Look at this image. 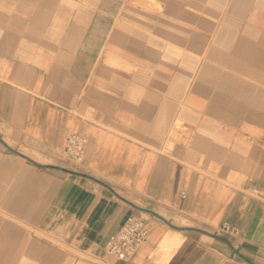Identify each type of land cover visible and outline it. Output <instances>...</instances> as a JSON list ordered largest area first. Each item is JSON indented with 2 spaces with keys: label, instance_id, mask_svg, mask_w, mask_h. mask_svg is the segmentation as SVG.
Instances as JSON below:
<instances>
[{
  "label": "crops",
  "instance_id": "crops-1",
  "mask_svg": "<svg viewBox=\"0 0 264 264\" xmlns=\"http://www.w3.org/2000/svg\"><path fill=\"white\" fill-rule=\"evenodd\" d=\"M156 1L0 0V264H264V0Z\"/></svg>",
  "mask_w": 264,
  "mask_h": 264
},
{
  "label": "built area",
  "instance_id": "built-area-1",
  "mask_svg": "<svg viewBox=\"0 0 264 264\" xmlns=\"http://www.w3.org/2000/svg\"><path fill=\"white\" fill-rule=\"evenodd\" d=\"M86 139L78 130H73L68 138L65 153L69 160L77 165L83 163L86 149ZM226 236H237L239 231L236 227L223 224L219 228ZM219 232V233H220ZM150 235L149 225L141 219L129 216L120 230L109 238L106 252L114 261H128L132 259ZM240 264H248L242 261Z\"/></svg>",
  "mask_w": 264,
  "mask_h": 264
},
{
  "label": "bare ground",
  "instance_id": "bare-ground-1",
  "mask_svg": "<svg viewBox=\"0 0 264 264\" xmlns=\"http://www.w3.org/2000/svg\"><path fill=\"white\" fill-rule=\"evenodd\" d=\"M136 3L140 4L142 7H147L148 9H153L154 11L161 13L163 11V5L160 1L156 0H135ZM44 12V11H43ZM181 239L179 237L170 239L165 237L159 245V251L164 253V258L161 264H165L166 261L171 256L172 252L178 247Z\"/></svg>",
  "mask_w": 264,
  "mask_h": 264
},
{
  "label": "water",
  "instance_id": "water-1",
  "mask_svg": "<svg viewBox=\"0 0 264 264\" xmlns=\"http://www.w3.org/2000/svg\"><path fill=\"white\" fill-rule=\"evenodd\" d=\"M183 131V129L181 128H175V131ZM21 157L35 163L33 160H31L30 158H28L27 156L25 155H22L20 153H18ZM36 164V163H35ZM47 167H50V168H55V169H58V170H61V171H64V172H67L69 174H72V175H76V176H82V177H86V178H89L95 182H98L106 187H108L109 189H111L109 186H107L106 184H104L103 182L97 180L96 178L92 177V176H89L87 174H83V173H80V172H77V171H74V170H70V169H67V168H64V167H60V166H53V165H50V166H47ZM112 190V189H111ZM113 191V190H112ZM114 192V191H113ZM115 193V192H114ZM116 194V193H115ZM118 195V194H116ZM120 197V196H119ZM132 205V204H131ZM133 207L137 208L136 206L132 205ZM140 209V208H138ZM143 210V209H141ZM143 211H146L152 215H154L155 217H157L158 219L162 220L163 222H165L168 226H170L171 228L177 230V231H197V232H200V233H203V234H206V235H212L210 234L209 232H206L204 230H201V229H194V228H184V227H177L175 225H173L172 223H170L169 221H167L166 219H164L162 216H160L159 214L151 211V210H143Z\"/></svg>",
  "mask_w": 264,
  "mask_h": 264
},
{
  "label": "rangeland",
  "instance_id": "rangeland-1",
  "mask_svg": "<svg viewBox=\"0 0 264 264\" xmlns=\"http://www.w3.org/2000/svg\"><path fill=\"white\" fill-rule=\"evenodd\" d=\"M123 3V2H122ZM126 3V2H125ZM90 8H94V6L93 5H90ZM121 8H123V6L121 7ZM63 157L65 158V160H66V165H65V167L66 168H69V169H71V170H76V169H79L80 168V166L81 165H77V164H75L74 162H72L71 160H69V158L67 157V155H66V153L64 152L63 153ZM137 216V215H136ZM146 223H148V222H146ZM181 223H184V222H181ZM149 224V223H148ZM149 227L151 228V226L149 225ZM170 227V226H169ZM171 228V227H170ZM219 229V228H218ZM211 231V230H210ZM218 232H220V230H218ZM151 233V232H150ZM216 233H217V231H216ZM220 235H222V236H226V235H224V234H222L221 232L219 233ZM36 237H43V236H36ZM231 237V236H230ZM113 260V259H112ZM159 264H161V262H159Z\"/></svg>",
  "mask_w": 264,
  "mask_h": 264
}]
</instances>
